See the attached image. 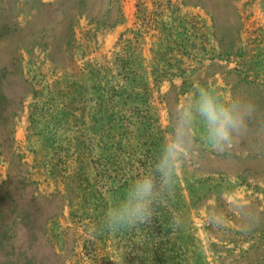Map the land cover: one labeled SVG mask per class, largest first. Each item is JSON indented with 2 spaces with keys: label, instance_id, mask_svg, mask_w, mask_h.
Returning <instances> with one entry per match:
<instances>
[{
  "label": "rangeland",
  "instance_id": "1",
  "mask_svg": "<svg viewBox=\"0 0 264 264\" xmlns=\"http://www.w3.org/2000/svg\"><path fill=\"white\" fill-rule=\"evenodd\" d=\"M197 84L257 111L229 152L193 133L198 155L149 224L178 217L191 264H264V224L225 208L247 198L264 215V0H0V264H150L149 224L100 221ZM217 213L228 228L209 225Z\"/></svg>",
  "mask_w": 264,
  "mask_h": 264
},
{
  "label": "clouds",
  "instance_id": "2",
  "mask_svg": "<svg viewBox=\"0 0 264 264\" xmlns=\"http://www.w3.org/2000/svg\"><path fill=\"white\" fill-rule=\"evenodd\" d=\"M256 111V104L243 95L224 96L208 85L197 84L172 108L168 138L163 140L152 166L138 173L122 198L106 208L100 230L116 233L149 224L153 205L173 194L184 162L198 155L197 138L193 133L198 134L199 142L210 151L229 152L247 131L248 120ZM247 201V198H233L225 205L230 214L238 218L243 230L264 224V215ZM228 220V214L221 219L217 213L209 220V225L215 230L226 229ZM174 224L179 226L178 217Z\"/></svg>",
  "mask_w": 264,
  "mask_h": 264
},
{
  "label": "trees",
  "instance_id": "3",
  "mask_svg": "<svg viewBox=\"0 0 264 264\" xmlns=\"http://www.w3.org/2000/svg\"><path fill=\"white\" fill-rule=\"evenodd\" d=\"M79 169L81 170V168ZM102 170L104 171L101 172L100 170L97 172L98 175L100 177H105L108 182H113L115 177H110L111 173L108 174L107 169L104 168ZM112 171L118 175L119 165ZM146 227L160 239L153 244L154 250L149 260L150 264H191L182 247L172 239L171 235L174 229V217L170 211L162 208L160 216L153 221V224H149ZM121 240H123L122 236Z\"/></svg>",
  "mask_w": 264,
  "mask_h": 264
}]
</instances>
